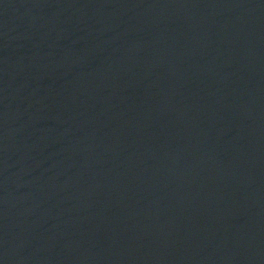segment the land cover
Returning <instances> with one entry per match:
<instances>
[{
  "label": "water",
  "instance_id": "obj_1",
  "mask_svg": "<svg viewBox=\"0 0 264 264\" xmlns=\"http://www.w3.org/2000/svg\"><path fill=\"white\" fill-rule=\"evenodd\" d=\"M0 264H264V0H0Z\"/></svg>",
  "mask_w": 264,
  "mask_h": 264
}]
</instances>
